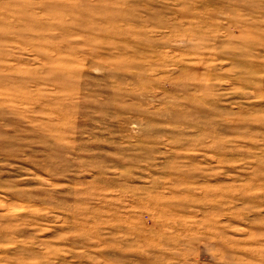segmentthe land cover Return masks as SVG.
<instances>
[{
  "label": "rangeland",
  "instance_id": "1",
  "mask_svg": "<svg viewBox=\"0 0 264 264\" xmlns=\"http://www.w3.org/2000/svg\"><path fill=\"white\" fill-rule=\"evenodd\" d=\"M0 264H264V0H0Z\"/></svg>",
  "mask_w": 264,
  "mask_h": 264
}]
</instances>
